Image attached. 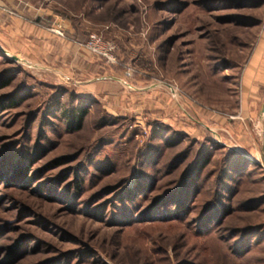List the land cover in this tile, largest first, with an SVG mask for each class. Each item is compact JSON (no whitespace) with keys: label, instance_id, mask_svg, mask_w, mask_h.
Segmentation results:
<instances>
[{"label":"rangeland","instance_id":"obj_1","mask_svg":"<svg viewBox=\"0 0 264 264\" xmlns=\"http://www.w3.org/2000/svg\"><path fill=\"white\" fill-rule=\"evenodd\" d=\"M0 175V264H264V0H0Z\"/></svg>","mask_w":264,"mask_h":264},{"label":"built area","instance_id":"obj_2","mask_svg":"<svg viewBox=\"0 0 264 264\" xmlns=\"http://www.w3.org/2000/svg\"><path fill=\"white\" fill-rule=\"evenodd\" d=\"M96 36L91 37V41L88 44L89 48L94 51V53L102 56L105 59L110 60V62H115L114 56L111 53L116 52L117 47L112 43L104 44Z\"/></svg>","mask_w":264,"mask_h":264},{"label":"trees","instance_id":"obj_3","mask_svg":"<svg viewBox=\"0 0 264 264\" xmlns=\"http://www.w3.org/2000/svg\"><path fill=\"white\" fill-rule=\"evenodd\" d=\"M87 114L88 111L86 109H82L74 113V115L71 117L70 125H69L73 131H77L81 128L83 120ZM23 174L24 173L22 172H18V173H14L10 179L5 177L7 178L6 182L7 183L16 182L23 176ZM0 179H2V175H0Z\"/></svg>","mask_w":264,"mask_h":264},{"label":"crops","instance_id":"obj_4","mask_svg":"<svg viewBox=\"0 0 264 264\" xmlns=\"http://www.w3.org/2000/svg\"><path fill=\"white\" fill-rule=\"evenodd\" d=\"M76 61L77 62H81L84 65V60H83V57L82 56L81 57L77 56L76 57ZM93 70L94 71H98L96 67ZM93 87H94V89H93L94 90L93 91L94 94H97L98 95V94L103 93L104 95H102L101 97H105L109 101L111 100V102H112V99H119L117 97V93L116 92L114 93L113 91H110V92L106 93L107 91L106 90H102L101 86H99V87L93 86ZM108 90H110V89H108Z\"/></svg>","mask_w":264,"mask_h":264}]
</instances>
